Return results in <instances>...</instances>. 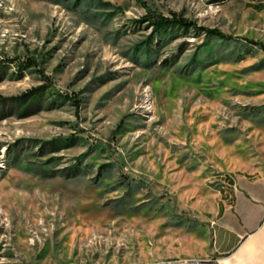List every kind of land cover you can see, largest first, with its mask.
<instances>
[{"label":"rangeland","instance_id":"rangeland-1","mask_svg":"<svg viewBox=\"0 0 264 264\" xmlns=\"http://www.w3.org/2000/svg\"><path fill=\"white\" fill-rule=\"evenodd\" d=\"M247 1L0 0V264H215L163 250L210 237L224 155L264 175Z\"/></svg>","mask_w":264,"mask_h":264},{"label":"crops","instance_id":"crops-1","mask_svg":"<svg viewBox=\"0 0 264 264\" xmlns=\"http://www.w3.org/2000/svg\"><path fill=\"white\" fill-rule=\"evenodd\" d=\"M247 4L264 12V0H248ZM257 6L262 9L256 10ZM223 157L216 163L220 186L210 237L187 239L168 249L164 245L165 256L191 261L210 256L215 264H264V175Z\"/></svg>","mask_w":264,"mask_h":264},{"label":"trees","instance_id":"trees-1","mask_svg":"<svg viewBox=\"0 0 264 264\" xmlns=\"http://www.w3.org/2000/svg\"><path fill=\"white\" fill-rule=\"evenodd\" d=\"M105 4L107 5H111L110 2H106ZM256 10H261L262 8L260 6H257L255 8ZM153 24H156L158 26H162V25H181V26H194L197 27L192 21H189L185 18L179 17L176 14H174L171 18L169 17H162L160 19H158L157 21H154ZM198 29H202L205 32H207L208 34H212V35H216L219 34V32L217 31V29L214 28H206V27H197ZM28 94L24 93L21 95L20 98L25 99L27 98ZM78 104V103H76Z\"/></svg>","mask_w":264,"mask_h":264},{"label":"built area","instance_id":"built-area-1","mask_svg":"<svg viewBox=\"0 0 264 264\" xmlns=\"http://www.w3.org/2000/svg\"><path fill=\"white\" fill-rule=\"evenodd\" d=\"M194 262H196V261H190L189 263H194ZM185 263H188V261H186Z\"/></svg>","mask_w":264,"mask_h":264}]
</instances>
